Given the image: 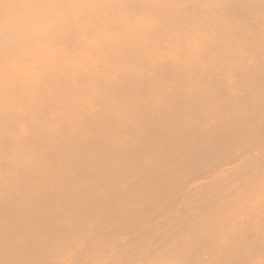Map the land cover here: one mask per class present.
Returning <instances> with one entry per match:
<instances>
[{"label":"rangeland","instance_id":"374dc122","mask_svg":"<svg viewBox=\"0 0 264 264\" xmlns=\"http://www.w3.org/2000/svg\"><path fill=\"white\" fill-rule=\"evenodd\" d=\"M0 233L264 264V0H0Z\"/></svg>","mask_w":264,"mask_h":264},{"label":"bare ground","instance_id":"6f19581e","mask_svg":"<svg viewBox=\"0 0 264 264\" xmlns=\"http://www.w3.org/2000/svg\"><path fill=\"white\" fill-rule=\"evenodd\" d=\"M103 186H104V183H102V187ZM69 205H70V203H69ZM110 210H112V209H110ZM99 215H101V214H99ZM126 216L127 215L121 217V216L115 215L114 217L119 218V220L122 223V226H119L116 228L113 227V229H111V230L109 229V232H106V233H109L110 235L116 236L118 234L119 229L124 227V221L123 220L127 219ZM103 224L106 225L107 222H103ZM125 225H128V224L125 222ZM68 226H71V225L68 224ZM103 228L106 229V226H103ZM58 230H62L58 234H60L64 237L67 236V228L63 229V226H61V227L56 226L53 229V232H56ZM71 232H72V229H71ZM6 237H7L6 234L0 233V244L3 241V245L0 246L1 247L0 248V264H56L55 259H59V257H61V255L63 254V253L47 252L51 248V246L45 238H42V239L36 240V241H31L29 238L21 239V241L17 239L16 240L17 242L13 243L14 241L10 240L13 237L8 236V237H10V239H7ZM106 237H107V235H104L103 239L105 240ZM203 238H204V236H203ZM131 240L136 242V238H133ZM6 242H8V243H6ZM142 243L139 245L138 249L132 250V252L128 255V259H131L130 256H135L137 254L143 253L144 251L146 254H150L152 252L150 250L155 247L154 243H145L146 245H143ZM66 251L67 250H65L64 253ZM31 254L36 256L35 259L34 260H28L25 262V260H23V256L24 255L29 256ZM40 255L45 256L46 258L50 257V259L45 261V262H37V258ZM163 259H166V262H167L171 258L167 257V258H162V260ZM72 260H73V258H72ZM141 261H142V264H144V262H143L144 260H141ZM153 262L154 261H151V262H148L145 264H153ZM57 264H58V262H57ZM119 264H120V262H119ZM128 264H130L129 260H128Z\"/></svg>","mask_w":264,"mask_h":264}]
</instances>
